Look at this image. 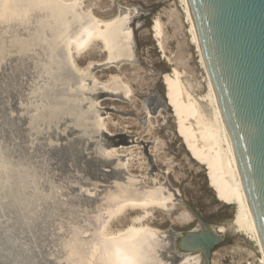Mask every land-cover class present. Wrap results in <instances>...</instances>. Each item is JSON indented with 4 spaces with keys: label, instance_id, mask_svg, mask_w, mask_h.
Masks as SVG:
<instances>
[{
    "label": "rangeland",
    "instance_id": "374dc122",
    "mask_svg": "<svg viewBox=\"0 0 264 264\" xmlns=\"http://www.w3.org/2000/svg\"><path fill=\"white\" fill-rule=\"evenodd\" d=\"M62 1L102 21L127 16L133 56L111 59L99 38L81 52L73 43L69 52L60 51L63 26L47 6L0 20V186L12 197L8 231L23 247L21 257H31L17 264H85L67 258L70 244H83L86 253L102 232L132 225L167 233L155 257L175 264L168 232L197 228V215L215 232L226 228L211 264H264L259 243L232 222L238 204L219 194L208 163L193 157L170 104L165 79L174 68L195 97L210 90L185 2ZM115 79L129 86V95L109 89ZM199 101L213 117L210 101ZM82 112L91 122L79 124ZM95 115L99 125L92 124ZM129 176L139 186H167L176 202L167 208L128 206L107 219L106 194ZM198 255L183 264H196Z\"/></svg>",
    "mask_w": 264,
    "mask_h": 264
},
{
    "label": "bare ground",
    "instance_id": "6f19581e",
    "mask_svg": "<svg viewBox=\"0 0 264 264\" xmlns=\"http://www.w3.org/2000/svg\"><path fill=\"white\" fill-rule=\"evenodd\" d=\"M183 1L186 4L191 20L193 39L201 52L188 2L187 0ZM38 6H47L52 12V17L55 16L56 20H61L64 35H62L63 33L61 34L62 37L59 40L60 42H58L61 45L60 51L69 52L68 47L73 43L77 52H81L93 39L99 38L104 42L111 59L116 60L122 57V55L123 60L132 59V31L129 27H126L127 16L110 21H102L91 13L83 15L78 13L77 5L69 4L62 0H0V20L3 22L12 20L13 18H22L28 9ZM77 22H79V26L76 29L74 24ZM154 27L156 36L159 38L160 44H162L161 22L156 20ZM73 45L71 44V46ZM70 55L72 57V53ZM202 61L205 66L203 57ZM165 84L168 88L170 104L177 112L185 143L195 159L208 163L210 177L219 194L226 200L238 204L236 216L232 222L238 230H244L252 236L253 240L259 243L264 263L263 249L251 216L240 171L210 79L209 92L206 96L204 95L200 98L195 97L194 94L189 92L182 80L181 72L176 68H174L173 74L165 79ZM108 87L111 91H120L125 95H129L131 92L129 86L119 79L110 82ZM199 99L210 101L214 109L213 117H207ZM99 118L101 119V117H97L96 115L92 116V124L99 125ZM88 119L89 117L82 112L79 124L85 125L90 121ZM127 182L125 185L121 182L117 183L116 189L106 194V200L108 201L106 208L108 212V215H106L107 219L128 206L147 208L156 205L167 208L169 203L174 204L176 202V194L165 185L154 187L139 186V180L130 176ZM144 226L132 225L117 233H110L111 235H104L102 232L101 237H97L96 241H90L86 253L82 247L83 244L75 246L72 243L69 245L67 258L71 255L72 257H76V259L80 258L81 263L84 262L85 264H88L90 259L92 260L91 264H161V262H158L157 257H155L154 252L163 243L167 233ZM212 228L213 226L211 225L210 228L204 227L203 232H208ZM225 230L226 228L224 227L220 228L216 232L217 236L222 239ZM100 233L97 232L98 235ZM190 257L186 255L182 264L191 260ZM192 259L196 260V264H201L200 255ZM72 261H74V258ZM74 264H79V262H75Z\"/></svg>",
    "mask_w": 264,
    "mask_h": 264
},
{
    "label": "water",
    "instance_id": "95a60500",
    "mask_svg": "<svg viewBox=\"0 0 264 264\" xmlns=\"http://www.w3.org/2000/svg\"><path fill=\"white\" fill-rule=\"evenodd\" d=\"M187 2L264 253V0ZM2 188L0 264L25 262L31 257L26 252L21 257L23 247L8 231L5 214L12 197ZM197 217L201 222L197 228L168 232L175 264L193 253H200L201 264L212 262L222 239L213 228L203 232L210 224Z\"/></svg>",
    "mask_w": 264,
    "mask_h": 264
}]
</instances>
